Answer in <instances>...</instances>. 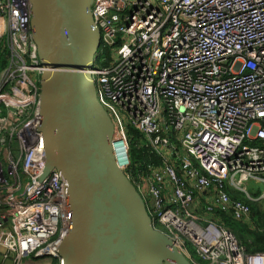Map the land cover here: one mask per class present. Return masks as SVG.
Segmentation results:
<instances>
[{"label":"built area","instance_id":"1","mask_svg":"<svg viewBox=\"0 0 264 264\" xmlns=\"http://www.w3.org/2000/svg\"><path fill=\"white\" fill-rule=\"evenodd\" d=\"M91 14L101 36L89 73L155 228L194 264H264L213 218L249 222L231 192L264 183V0H96ZM32 16L29 0H0V264H63L69 226L65 181L43 177ZM132 129L155 158L136 171Z\"/></svg>","mask_w":264,"mask_h":264},{"label":"water","instance_id":"2","mask_svg":"<svg viewBox=\"0 0 264 264\" xmlns=\"http://www.w3.org/2000/svg\"><path fill=\"white\" fill-rule=\"evenodd\" d=\"M31 31L46 70L40 123L46 167L65 181L68 232L63 264H194L155 228L145 201L119 167L115 124L90 69L100 46L96 0H29Z\"/></svg>","mask_w":264,"mask_h":264},{"label":"trees","instance_id":"3","mask_svg":"<svg viewBox=\"0 0 264 264\" xmlns=\"http://www.w3.org/2000/svg\"><path fill=\"white\" fill-rule=\"evenodd\" d=\"M131 160L133 169L139 170L140 165L149 164L155 160L154 156L150 153L148 148L140 147L138 142L141 139L140 133L136 129L131 130ZM254 198L260 195L252 193ZM233 199H241L249 204L252 210V216L249 222H243L235 219L229 214L222 211H215L213 218L228 226L234 231L241 244L246 247L248 253L264 252V201L252 200L240 197L237 191L231 192ZM158 226V225H157ZM159 227V226H158ZM198 257V256H197ZM51 264H59L58 261H50Z\"/></svg>","mask_w":264,"mask_h":264},{"label":"rangeland","instance_id":"4","mask_svg":"<svg viewBox=\"0 0 264 264\" xmlns=\"http://www.w3.org/2000/svg\"><path fill=\"white\" fill-rule=\"evenodd\" d=\"M93 2H94V0L92 1V4H93ZM246 187H247V189L249 191V196H251V197L254 196L252 193L261 195L264 192V183L255 184L254 182L251 181V182H248L246 184ZM237 194L240 197H243V198H246V199H248V198L250 199V197L247 194H245V193H240L239 191H237ZM261 200L264 201V199H261ZM217 223H219V222H217ZM161 230H163V229H161ZM194 258H195L197 264H208L206 261L202 260L201 258H199L197 256H194ZM49 260H50L49 258L38 260V259H35L33 257H30V258L26 259V263L27 264H51V262H49Z\"/></svg>","mask_w":264,"mask_h":264},{"label":"bare ground","instance_id":"5","mask_svg":"<svg viewBox=\"0 0 264 264\" xmlns=\"http://www.w3.org/2000/svg\"><path fill=\"white\" fill-rule=\"evenodd\" d=\"M84 74H87L89 73V69L88 68H85L84 71H82Z\"/></svg>","mask_w":264,"mask_h":264}]
</instances>
